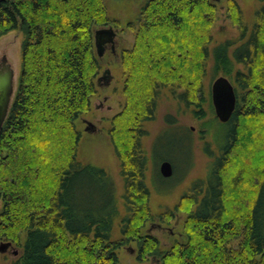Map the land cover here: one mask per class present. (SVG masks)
Segmentation results:
<instances>
[{"label":"trees","instance_id":"16d2710c","mask_svg":"<svg viewBox=\"0 0 264 264\" xmlns=\"http://www.w3.org/2000/svg\"><path fill=\"white\" fill-rule=\"evenodd\" d=\"M241 43L212 45L215 0H147L136 40L121 53L125 102L109 119L120 160L126 216L106 169L78 160L76 122L91 112L102 59L95 30L117 24L104 0H0V38L23 29L21 72L0 131V242L20 249L17 264H119L117 251L139 245L159 264H264V0ZM236 22L242 13L234 0ZM214 46V47H213ZM235 85L237 104L206 190L185 193L180 235L163 248L146 229L154 218L141 162L143 125L163 89L197 119L213 111L204 87L209 62ZM86 179H83V177ZM79 181V182H78ZM203 192V193H202ZM185 200V201H184ZM169 220L173 213L162 215ZM162 218V217H161Z\"/></svg>","mask_w":264,"mask_h":264},{"label":"rangeland","instance_id":"374dc122","mask_svg":"<svg viewBox=\"0 0 264 264\" xmlns=\"http://www.w3.org/2000/svg\"><path fill=\"white\" fill-rule=\"evenodd\" d=\"M104 1L109 16L118 22L113 28L118 30L120 42L118 54H120V50L122 52L134 46L137 26L130 27L129 24L137 22L140 9L147 0ZM229 1H216L218 10L211 29L212 45L227 40L234 41L235 45L240 44L241 24L246 23L251 26L255 11L263 4L260 0H234L242 13L241 22H236L228 7ZM24 39L25 32L20 28L0 38V62L6 57L12 65L15 72V86L21 72ZM106 54L101 58L103 66L100 77H104L106 70L109 69V83L106 84L108 79L104 78V83L101 85L97 78L98 94L93 99V108L89 114L83 115L85 119L81 118L76 122L78 130L82 133L78 146V160L83 164L103 167L114 180L118 216L114 220L112 238L119 240L121 221L126 216L127 209L123 198L124 181L121 164L111 143L108 129L109 119L121 111L125 102V72L121 54L119 56L109 52ZM215 73L214 63L210 61L204 79V87L210 96L212 83L220 76ZM233 85L236 87L234 83ZM206 109L207 117L197 119L193 108H187L166 88L160 94L154 118L143 125L141 162L144 167V179L151 193L150 205L154 215V218L147 223L146 229L160 239L163 248L169 246L173 239L180 235L185 214L177 212L176 206L182 196L185 193H192L193 188L200 191L203 189V192L206 190L212 178L210 172L216 164L215 157L220 152L229 126L212 119L215 118L214 108L212 111L207 104ZM89 123L94 127L89 129L87 127L91 126ZM166 160L173 166V174L170 177H164L160 171L162 162ZM83 179L86 177L84 176ZM169 211L175 218L169 220L162 216ZM157 224H161L162 228H158ZM138 246L135 241L126 242L117 251L119 264H159L157 259L151 256L141 261ZM19 256L20 249L13 245L7 252L0 253V264H17Z\"/></svg>","mask_w":264,"mask_h":264},{"label":"water","instance_id":"95a60500","mask_svg":"<svg viewBox=\"0 0 264 264\" xmlns=\"http://www.w3.org/2000/svg\"><path fill=\"white\" fill-rule=\"evenodd\" d=\"M117 32L113 26H104L95 30V46L98 56L101 58L104 54V44L107 41H112ZM106 75L109 83L110 70H106ZM99 77L98 80L100 82ZM16 91L15 86V72L12 65L8 62L7 58L2 59L0 64V131L8 116L9 109ZM211 97L214 105L215 114L219 121L225 123L232 117L236 104L237 93L232 81L225 75L218 76L211 86ZM88 128L94 127L92 123H89ZM160 171L164 177H170L173 174V166L171 162L164 161L161 164ZM11 242L0 243V253L7 252L12 247ZM16 253V252H15Z\"/></svg>","mask_w":264,"mask_h":264},{"label":"flooded vegetation","instance_id":"af4514ba","mask_svg":"<svg viewBox=\"0 0 264 264\" xmlns=\"http://www.w3.org/2000/svg\"><path fill=\"white\" fill-rule=\"evenodd\" d=\"M216 1H219V0H216ZM117 34L116 36L113 38V40L110 42V41H107L105 44H104V54L101 58H103L105 55H107L106 53L109 52L115 56H119L122 52L119 51L120 54H118V46L120 45V42H119V39H118V30L115 29ZM2 63V60L0 62V64ZM107 79V78H106ZM104 77H102L100 79V84L103 85L104 83ZM85 121V120H84ZM88 127V126H87ZM157 227L158 228H162V225L161 224H157ZM150 230V229H149ZM15 254H18L17 252Z\"/></svg>","mask_w":264,"mask_h":264}]
</instances>
